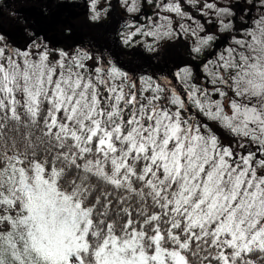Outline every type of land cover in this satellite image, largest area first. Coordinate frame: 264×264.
I'll return each instance as SVG.
<instances>
[{"label": "snow or ice", "instance_id": "snow-or-ice-1", "mask_svg": "<svg viewBox=\"0 0 264 264\" xmlns=\"http://www.w3.org/2000/svg\"><path fill=\"white\" fill-rule=\"evenodd\" d=\"M185 3L216 31L157 0L118 36L191 37L199 78L0 36V264H264V0L239 28L219 0Z\"/></svg>", "mask_w": 264, "mask_h": 264}, {"label": "flooded vegetation", "instance_id": "flooded-vegetation-1", "mask_svg": "<svg viewBox=\"0 0 264 264\" xmlns=\"http://www.w3.org/2000/svg\"><path fill=\"white\" fill-rule=\"evenodd\" d=\"M27 1L28 3H25V0H0V27L16 26L19 30L22 28L21 34H23V26L38 25L44 28L41 32L51 42L52 39L58 41L60 33H64L67 38L92 39L91 42L94 43L117 41L122 44L118 41V34L125 29L126 22L147 24L149 18L152 19L157 13L154 0H136L139 12L127 14L121 11V9L126 10L122 5L123 0H98V10L106 8L107 13L100 20L93 21L90 19L92 13L88 7L89 0ZM235 4L240 5L241 21L242 18H246L244 21L249 20L256 13V8L252 6L253 4L250 6L247 1L235 0ZM60 26L64 29L61 30L62 32L58 31ZM133 46L136 47V44H123L124 63L122 62L121 65L118 63L128 72L132 71V66H127L131 64L127 61L129 58L138 59V54H143L144 57L153 55L142 49L140 52L137 50L135 52L131 50ZM201 59L202 57L197 58V63Z\"/></svg>", "mask_w": 264, "mask_h": 264}, {"label": "trees", "instance_id": "trees-1", "mask_svg": "<svg viewBox=\"0 0 264 264\" xmlns=\"http://www.w3.org/2000/svg\"><path fill=\"white\" fill-rule=\"evenodd\" d=\"M25 3H28V1L25 0ZM42 30H44V28L38 25H25L23 26V34H21L22 28L19 30V27L16 26L0 27V36H3L12 47L23 48L27 46L31 42L33 36L42 37L49 44L51 41L41 32ZM97 44L99 46L102 44L103 50H101L104 53L113 54L114 57L111 58L113 62L117 64L120 63V65L122 62L124 63V59L122 58V55L124 56V52H122L123 44H119L117 41L106 43L97 42ZM171 45V47L161 50L159 54H153L152 57H144L143 54H138V59L129 58L127 61L130 62L132 66V71H129V73L133 76L151 75L153 73L171 76L178 67L190 64L193 75L199 78L202 73L198 67L199 63H197V58H200V56L193 59L190 55V43L182 40V42H174Z\"/></svg>", "mask_w": 264, "mask_h": 264}, {"label": "rangeland", "instance_id": "rangeland-1", "mask_svg": "<svg viewBox=\"0 0 264 264\" xmlns=\"http://www.w3.org/2000/svg\"><path fill=\"white\" fill-rule=\"evenodd\" d=\"M241 1H243V2L247 1V3L250 6L254 2V0H241ZM219 2H220L221 6L226 5L232 9V12L234 13V16H233L234 24L236 25L237 28H239L241 26L242 22L244 20H246V18H242L243 21H241V14L239 11L240 5L235 4V0H219ZM156 3H157V0L156 1L154 0V7L156 8V11H159V9H157V7H156ZM182 3H184L185 11H189L193 16H195L196 20L199 23H204L205 27L210 31H213V32L216 31L215 27L213 26L214 22H213V24L207 23L206 18L204 16H201V14L196 10V7H194L191 4L185 3V0H182ZM122 5H123V2H122ZM123 7L126 8L124 5H123ZM121 11L125 14L129 13L124 9H121ZM250 11H251V9H250ZM104 15H105V13L101 12V17H103ZM255 15H256V13H254V16ZM155 18H156V15L152 19L154 20ZM173 18L176 21V23H184V21L178 20L177 18H175V16H173ZM237 23H238V26H237ZM61 30H64V29L63 28L61 29V26H60L58 31H61ZM123 31L126 32L128 30L124 29ZM63 34L64 33H60V37L57 39L58 41H56L55 39H52V42H50L48 45L50 47H55V48H63V47H67V46H77L78 45L80 47L91 49L94 53L100 54L106 58L110 59V57H114L112 53H109V54L104 53L102 51L103 50L102 44H100V46H99L97 43L95 44L94 42H91L92 39L81 40L79 38H67V37H65V34L64 35ZM62 35H63V37H62ZM227 37H228L227 33H218V44L221 47L227 43ZM135 40L142 41V42L134 43V44H136V47L133 46L134 48H132L131 50H133L135 52H136V50L138 52H140L142 50H146L148 52H151L152 54H159V52L161 50H164V49H167L168 47H171L172 46L171 44H173L174 42H182V40H184V41L191 43V37H187V36L177 37L175 35L171 38H162L156 42H153L152 37H140L139 36L138 38H135ZM99 43H102V42H99ZM148 45H151L153 50H148ZM127 66H131V64L127 65ZM194 77H196V76L194 75Z\"/></svg>", "mask_w": 264, "mask_h": 264}]
</instances>
